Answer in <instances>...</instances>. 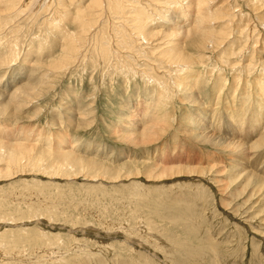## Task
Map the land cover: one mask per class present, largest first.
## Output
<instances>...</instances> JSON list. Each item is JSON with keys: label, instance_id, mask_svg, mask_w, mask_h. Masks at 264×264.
Instances as JSON below:
<instances>
[{"label": "rangeland", "instance_id": "rangeland-1", "mask_svg": "<svg viewBox=\"0 0 264 264\" xmlns=\"http://www.w3.org/2000/svg\"><path fill=\"white\" fill-rule=\"evenodd\" d=\"M130 1L129 9L139 8ZM204 1L214 8L206 22L214 40L205 48L187 41L184 53L192 59L174 60L182 71L167 69L169 55L162 58L161 49L181 42V27L197 24L202 4L142 0L148 30L157 31L152 44H137L124 26L102 20L114 46L110 59L99 61L88 48L86 61L78 55L66 71L42 66L51 82L23 101L8 96L41 74V61L60 56L56 28L72 32L77 25L70 19L48 28L58 16L47 11L52 0H46L40 20L29 19L27 10L3 27L0 44L12 41L15 53L14 63L0 69V156L14 136L22 146L34 145V154L23 170L0 157V264H264V187L232 167L236 159L251 169L264 161V96L258 93L264 88V0ZM42 3L37 0L36 12ZM75 6L77 0L67 6L69 17ZM33 47L37 53H30ZM202 109L217 118L215 132H202L207 142L195 139L191 122ZM255 109L262 111L263 128L245 123ZM240 113L244 127L233 119ZM146 123L155 126L145 137ZM61 138L68 141L58 144ZM61 149L78 161L65 160ZM254 173L264 179V171Z\"/></svg>", "mask_w": 264, "mask_h": 264}, {"label": "bare ground", "instance_id": "bare-ground-1", "mask_svg": "<svg viewBox=\"0 0 264 264\" xmlns=\"http://www.w3.org/2000/svg\"><path fill=\"white\" fill-rule=\"evenodd\" d=\"M25 0H0V34H1V32L3 33V31H2V29H3V27H5V26H7L8 24L10 25V23H16V21H19L18 20V18H20V16L19 15H21L22 14V12L23 11H29L30 13L28 14L29 16H28V18L30 19V18H33L34 20H36V21H38V20H40V16H42L41 14V9L42 10H44V11H46V9L47 8H45L46 7V0H44V3H42L43 5L39 8L38 7V9H37V12H36V10L33 8L34 7V5L36 4V2H37V0H27V3H25V4H27V6H26V9H23L22 7L25 5H21L23 2H24ZM42 1V0H41ZM137 2L138 4H140L139 5V8H137L136 6H135V8H137V9H135V8H132V9H129L130 7H132L131 5H132V2L130 1V0H90L89 2H83V4H78V3H81V0H77V6H75V10H74V13H72V17H69V12H66V10H67V6L69 7V6H72L73 4H75L76 3V0H52V2H50L51 4L49 5V3H48V5H49V7H48V9H47V11L49 10V9H51V11L53 12V13H55V15H57L58 17H56L55 19L53 18V20H51V21H47V22H49L48 24H46V26L48 25V28H52V27H54V26H56L57 24L59 25V23H61L62 21H69L70 19L71 20H73L72 21V23H75L76 25H77V29H75V30H72V32H68L67 30V32H65V30L64 29H61L60 27H58V28H56V30H58V31H54V32H58V36H56V38H57V42L58 43H60V48L62 49L61 50V52H60V56L58 57V58H56V59H54L53 60V58L52 59H49V60H46V64L45 65H43L42 63V61L40 62V65H38L39 66V68L40 69H42V72H41V74H37V76L36 77H32L31 79H32V81H30V82H28V83H22V84H20V86L17 88V89H15L13 92H11L10 93V95L8 96V95H6V96H8L9 98H17V99H19L20 101H23L24 100V97H28L29 98V94H31L32 92L34 93V92H37V89L42 85V84H44L47 80H48V82H51L49 79H50V77H47L46 78V76H45V74L43 73L44 71H46L47 69H43L42 68V66H47V68H53V70L54 69H56L57 71H58V68H60L59 70H61V69H64L65 71H66V69H68L69 68V65L72 63V62H76L77 61V59L78 58H80V56L82 57V61H84L86 58H87V56L88 55H86L87 53V49L89 48V49H93L94 51H93V54H95V57L99 60V61H108L109 59H110V57L112 56L111 55V50H112V48L110 49V47H112L113 45L110 43V45H112V46H109V42H110V39L106 36V34H105V28L104 27H107V26H104L103 25V22H102V20L103 21H107L108 19H111V21H112V23L115 25V26H117L118 28H122V26H124L125 27V31H126V33H127V35H129L130 36V38H131V40L132 41H136L137 42V44H141V42H142V39L144 40V42L145 43H147V41L150 43V41H151V43L150 44H152V42L155 40V35L157 36V34H155V33H157V31L155 32V31H153V30H148L149 29V22H147L146 20H147V16H146V13H145V10H144V8H143V4L145 3H142V0H134L133 1V4H134V2ZM144 1V0H143ZM216 1V0H215ZM225 1V0H224ZM255 0H253V2H254ZM151 2V1H150ZM166 2V1H165ZM250 2H252L251 0H250ZM41 3V2H40ZM148 3V2H147ZM164 3V2H163ZM198 3H200V4H202L201 5V9H200V11H202V12H204V14L203 15H201L200 17H199V21H196V23L198 24L199 22H200V24L199 25H193L192 24V26L190 25V26H188V27H190V28H182L181 27V30H182V32L180 33L181 34V36H183V38H182V40H181V42H177L176 44L175 43H173V44H175L174 46L173 45H171L169 42H166L165 43V48H163V49H161V50H163L164 51V53H163V56H162V58L163 57H165V56H167V55H169L168 57H167V60H165L166 62H167V64L169 65L168 66V70L169 69H174L173 67H177V70L176 71H178V69H182V65L183 64H185V63H182V62H187L188 60H190V58H191V56L189 57V55H187V54H185L184 53V51H185V49H186V43H187V41H188V43L190 42V46H195L196 45V47H199V48H202V47H206V43H207V41L209 42V41H211V40H214L213 39V37L212 38H210V36H211V29H210V27H209V24H207L206 22L207 21H211V20H213L214 18H213V15H212V9H214V8H212V9H210V5L209 6H207L209 3H207L206 1H204V0H198ZM136 4V3H135ZM134 4V5H135ZM137 4V5H138ZM148 4H150V3H148ZM196 4H197V2H196ZM133 5V6H134ZM157 5V4H156ZM183 5V4H182ZM263 5V4H262ZM37 6V5H36ZM194 7V6H193ZM36 8V7H35ZM62 8V9H61ZM218 8H220V7H218ZM260 8V7H259ZM73 9V8H72ZM134 9V11H132ZM131 10V11H130ZM149 10V9H148ZM197 10V9H196ZM198 10H199V8H198ZM44 11H42V12H44ZM182 11V10H181ZM72 12H73V10H72ZM261 12V11H260ZM46 13V12H45ZM48 13V12H47ZM50 13V12H49ZM130 13H132L133 15L131 16L130 15ZM177 13H180L179 11L177 12ZM167 14V13H166ZM199 14H201L200 12H199ZM54 15V14H53ZM180 15H182V12H181V14ZM19 16V17H18ZM124 16H127V17H124ZM264 16V15H263ZM44 17V16H43ZM49 17V16H48ZM147 17V18H146ZM113 18H115V20H113ZM119 18H124V19H122V21H120V23H118V21H116L117 19L119 20ZM262 18V17H261ZM217 19V18H216ZM263 19V18H262ZM16 20V21H15ZM44 20V19H43ZM149 20V19H148ZM219 20V19H218ZM101 21V23H100V25H99V22ZM150 21V20H149ZM54 22H57V23H55L54 24ZM63 22V23H64ZM70 22V21H69ZM121 22H122V24L123 25H121ZM131 22H132V24H131ZM62 23V24H63ZM105 23V22H104ZM151 23V22H150ZM38 24V23H37ZM107 24V23H106ZM152 24V23H151ZM177 24V23H176ZM230 24V23H229ZM7 26V27H10V26ZM111 25V24H110ZM183 25V24H182ZM45 26V27H46ZM114 26V27H115ZM148 26V27H147ZM176 26V25H175ZM62 27V26H61ZM41 28V27H40ZM62 28H64V27H62ZM9 29V28H8ZM19 29V28H18ZM52 29H55V28H52ZM108 29H109V27H108ZM114 29V28H113ZM113 29H112V31H113ZM151 29V28H150ZM156 29V28H155ZM180 29V28H179ZM17 30V29H16ZM63 30V31H62ZM123 30V29H122ZM8 31V30H7ZM10 31H11V29H10ZM49 31V30H48ZM108 31V30H107ZM125 31H123V32H125ZM12 32V31H11ZM10 32V33H11ZM14 32V31H13ZM50 32V31H49ZM78 32V33H77ZM109 32V31H108ZM111 32V31H110ZM218 32V31H217ZM9 33V32H8ZM7 33V34H8ZM17 33V32H16ZM112 33V32H111ZM115 33V32H114ZM126 33H125V36H126ZM159 33V32H158ZM60 34V35H59ZM116 34H117V32H116ZM168 34V33H167ZM170 34V33H169ZM174 34V33H173ZM219 34V33H218ZM220 34H222V32H220ZM224 34H225V36L227 37V35H228V33L225 31L224 32ZM232 34V33H231ZM230 34V35H231ZM118 35H119V33H118ZM123 35H124V33H123ZM15 36H17V34L15 35ZM15 36H14V39L16 40V38H15ZM40 36V35H39ZM224 36V37H225ZM179 37H180V35H179ZM46 38V37H45ZM48 38V37H47ZM120 38H123L122 36L120 37ZM124 38H126V37H124ZM129 38V39H130ZM210 38V39H209ZM229 38V37H228ZM227 38V39H228ZM1 39V38H0ZM11 39V38H10ZM127 39V38H126ZM209 39V40H208ZM119 40V39H118ZM141 40V41H140ZM160 40V39H159ZM163 40V39H162ZM6 41V40H5ZM87 41H89L90 43H87ZM138 41H140V42H138ZM170 41V40H169ZM0 42H1V40H0ZM12 42V41H11ZM11 42H6V43H1L0 44V69H3V68H5L6 66H8L9 67V65H11L12 63H14L13 61H14V59H12V58H14V49H15V47L13 48L12 46H11V44H9V43H11ZM112 42V41H111ZM116 42V41H115ZM119 42V41H118ZM165 42V41H164ZM176 42V41H175ZM226 42V41H225ZM41 43V42H40ZM121 43L123 44H125L126 43V45H127V43H129V42H126L125 40H122L121 41ZM121 43H120V45H121ZM134 43V42H133ZM45 44V43H44ZM91 44V45H90ZM116 44V43H115ZM119 44V43H118ZM131 44H132V42H131ZM143 44V43H142ZM223 44V43H222ZM13 45V44H12ZM38 45V44H37ZM188 45V44H187ZM136 46V45H135ZM140 46V45H139ZM154 46H156V47H162V45H159V44H157V45H154ZM36 47V46H35ZM35 47H33V48H30V53H33V52H35V53H37L38 51V49L36 50V48ZM114 47V46H113ZM115 47H118V46H115ZM129 47H130V44H129ZM132 47V46H131ZM143 47V45L141 46V48ZM204 47V48H205ZM230 47V46H229ZM42 48H44V47H42ZM124 48V47H123ZM144 48V47H143ZM115 49V48H114ZM113 49V50H114ZM119 49V48H118ZM118 49H115V52H116V50L118 51ZM140 49V48H139ZM189 49V48H188ZM141 50V49H140ZM226 50V49H225ZM16 51V50H15ZM133 51V50H132ZM132 51H131V53H132ZM26 52V51H25ZM39 52L41 53V51L39 50ZM50 52V51H49ZM112 52H114V51H112ZM134 52V51H133ZM29 53V52H28ZM129 53V52H128ZM130 53V54H131ZM41 54H43V53H41ZM89 54V53H88ZM31 55V54H30ZM37 55V54H36ZM79 55V57L77 58V56ZM133 55V54H132ZM33 56V55H32ZM47 56V55H46ZM115 56V55H114ZM135 56V55H134ZM48 57H51V55L50 54H48ZM116 57V56H115ZM12 59V61H10V63L8 62V64H5L6 62V59ZM137 58V57H136ZM81 59V58H80ZM192 59V58H191ZM160 60H161V58H160ZM174 60H179V62L178 63H182V65L180 66V65H178V64H174ZM194 60V59H193ZM8 61V60H7ZM28 61V60H27ZM86 61V60H85ZM38 62V63H39ZM192 62H194V61H192ZM190 63V62H189ZM4 64H5V66H4ZM167 64H166V67H167ZM187 65H188V63H187ZM31 66V65H30ZM164 66V65H163ZM173 66V67H172ZM38 68V69H39ZM191 68V67H190ZM189 68V69H190ZM152 69H155V68H152ZM195 69V68H194ZM183 70H185V69H183ZM48 71V70H47ZM170 71V70H169ZM182 71V70H181ZM191 71V70H190ZM60 72H62V71H60ZM160 72V71H159ZM158 72V70H157V73H159ZM165 71H163L162 73H164ZM187 72V71H186ZM47 73H49V72H47ZM167 73V72H166ZM211 73V72H210ZM34 74V73H33ZM145 74H147V76H149L148 78H150L151 77V79L152 78H154L155 79V76L154 75H150L149 73H148V71H146L145 72ZM200 74V73H199ZM194 75H195V72H194ZM178 76V75H177ZM193 76V75H192ZM196 76V75H195ZM167 77V76H166ZM171 77V76H170ZM157 79V78H156ZM164 79V78H163ZM183 78H181V80H182ZM186 79V78H185ZM193 79V78H192ZM27 80H30V79H27ZM52 80V79H51ZM165 80V79H164ZM171 80H172V78H171ZM197 80V79H196ZM185 81V80H184ZM160 82V81H159ZM158 82V83H159ZM163 82H166V81H163ZM162 82V83H163ZM170 82V81H169ZM168 82V83H169ZM182 83V82H181ZM219 83V82H218ZM166 84V83H165ZM171 84V83H170ZM173 84H175V83H173ZM198 84V83H197ZM262 84V83H261ZM167 85V84H166ZM175 85H177V83L175 84ZM179 85V84H178ZM264 85V84H263ZM169 87L171 86V85H168ZM180 86H182V84L180 85ZM194 86V85H193ZM47 87V86H46ZM45 87V88H46ZM189 87V86H188ZM261 87V86H260ZM176 88V87H175ZM168 88H166V90H167ZM194 89H195V87H194ZM197 89V88H196ZM181 90H183L182 88H181ZM160 91H163V93H164V90H160ZM159 91V92H160ZM170 91V90H169ZM168 91V92H169ZM176 91V90H175ZM190 91H192V90H190ZM194 91V90H193ZM197 91V90H196ZM264 88L260 91V92H258V93H260L261 95H263L264 96ZM184 92V91H183ZM246 92V91H245ZM262 92H263V94H262ZM2 93V92H1ZM161 93V92H160ZM179 93V92H178ZM257 93V94H258ZM166 94H167V91H166ZM196 94V93H195ZM162 95V94H161ZM165 95V94H164ZM163 95V96H164ZM169 95V94H168ZM173 96H174V94H172ZM188 95V94H187ZM199 95V94H198ZM167 96V95H166ZM5 97V96H4ZM31 97V96H30ZM34 97V96H33ZM162 97V96H161ZM167 97H170V95L169 96H167ZM183 97V96H182ZM244 97V96H243ZM63 98V97H62ZM160 98V97H159ZM163 98V97H162ZM165 98V97H164ZM234 98H236V97H234ZM260 98V97H259ZM258 98V99H259ZM2 99V98H1ZM25 99H27V98H25ZM145 99V98H144ZM176 99V98H175ZM184 100H185V97L183 98ZM243 99V98H242ZM13 100V99H12ZM144 101V100H143ZM152 101V100H151ZM154 101V100H153ZM162 101V100H161ZM167 101V100H166ZM165 101V102H166ZM187 101V100H186ZM130 102V101H129ZM140 102V101H139ZM158 102V101H157ZM163 102V101H162ZM185 102V101H184ZM154 103V102H153ZM161 103V102H160ZM195 104V106L194 107H198L201 103L199 102V101H197V100H195V102H194ZM132 104V103H131ZM149 105H150V103H148ZM166 104V103H165ZM262 104V103H261ZM162 105V104H161ZM164 105V104H163ZM169 105V104H168ZM212 105V104H211ZM234 105V104H233ZM258 105V104H257ZM256 105V106H257ZM154 106V105H153ZM236 106V105H235ZM255 106V105H254ZM123 107H125V105L123 106ZM133 107V106H132ZM161 106H159V108H160ZM164 106H162V108H163ZM193 107V108H194ZM201 107V106H200ZM149 108H150V106H149ZM157 108V107H156ZM165 109H166V107H165ZM168 109V108H167ZM166 109V110H167ZM201 109V108H200ZM215 109H217V108H215ZM243 109V108H242ZM72 110V109H71ZM194 110V109H193ZM238 110V109H237ZM244 110V109H243ZM255 110H257V109H255ZM264 110V109H263ZM198 111V110H197ZM240 111V110H239ZM88 112H90V111H88ZM94 112V111H93ZM128 112V111H127ZM157 112V111H156ZM159 112V111H158ZM243 112V111H242ZM92 113V112H91ZM149 113V112H148ZM150 113H151V111H150ZM165 113H168L167 111L166 112H164V114ZM244 113V112H243ZM262 111H260L259 109L257 110V112H256V114L254 115V116H251V119L249 120V121H245V123L246 124H249L250 125V127H253L257 122L258 123H260V125L262 124V122H261V116H262ZM196 114H197V116H195V117H197L196 119H194V120H192L191 122H192V124H193V127H196V130H195V133H194V137H195V139L196 140H198V141H206L207 142V138L205 137L206 135V133L204 134V133H202V132H209V131H214V129H213V125H217V123L216 122H214V120L216 121L217 120V118H213L214 117V112L211 114L209 111H205V110H199V112H196ZM87 115V114H86ZM89 115V114H88ZM143 115V114H142ZM148 115V114H147ZM212 115H213V117H212ZM260 115V117H259V119H257L256 117H258ZM161 116H163V115H161ZM194 117V118H195ZM227 117V116H226ZM245 117V116H244ZM70 118V117H69ZM137 118V117H136ZM153 118V117H152ZM159 118H160V116H159ZM158 118V120L160 121L161 119H159ZM225 118V117H224ZM142 119V118H141ZM164 119V117L162 118V120ZM233 119H234V122L236 123V124H238V125H240V123L242 122V126L244 125L243 124V121H244V118H243V115L240 113V114H236V115H233ZM167 119L165 118V120H163V122L164 121H166ZM247 120V119H246ZM156 121V118H155V120H154V122ZM169 121V120H168ZM168 121H166V126H168L167 124H169V122ZM224 121V120H223ZM226 121H227V119H226ZM251 121V122H250ZM130 122V121H129ZM142 122V121H141ZM151 122V121H150ZM153 123V122H152ZM156 123L157 124H160V123H158V121H156ZM140 124V123H139ZM162 124V123H161ZM160 124V125H161ZM192 124L190 125V126H192ZM245 124V125H246ZM164 125H165V123H164ZM154 126L155 125H153L152 126V124L150 125V124H148L147 125V123L145 124V126L143 125L141 128L142 129H144V131L142 132L143 133V135L146 137L147 136V133L148 132H151L153 129H154ZM163 126V125H162ZM189 126V125H188ZM161 127V126H160ZM170 127V126H169ZM244 127V126H243ZM262 128H263V124H262V126H261ZM165 128H167V127H165ZM235 128V127H234ZM246 128V127H245ZM142 129H140V132H141V130ZM164 129V128H163ZM166 130V129H165ZM169 130V129H168ZM215 132V131H214ZM225 132H227V131H225ZM263 132H264V130H263ZM262 132V133H263ZM141 133V134H142ZM168 133V132H167ZM192 133V132H191ZM213 134V133H212ZM217 134V133H216ZM232 134V133H231ZM19 135V134H18ZM187 135V134H186ZM188 135H189V133H188ZM192 135V134H191ZM205 135V136H204ZM215 135V134H214ZM218 135V134H217ZM228 135H229V133H228ZM232 135H234V134H232ZM193 136V135H192ZM262 136V135H261ZM28 137V136H27ZM227 137V136H226ZM263 137V136H262ZM192 138V137H191ZM215 138V137H214ZM261 138V137H260ZM218 139V138H217ZM217 139H213V138H210L209 137V140H212V142L214 141V140H217ZM262 140H260L261 142H264V137L263 138H261ZM32 140V139H31ZM226 140V139H225ZM30 141V140H29ZM66 141H68V138H66V139H63V138H61V140H59V143L58 144H64V142H66ZM260 141H258L257 140V142L259 143ZM21 142V141H20ZM19 142V139H15V136L13 137V138H11L10 139V142H8V143H4L5 145H7L6 146V152H5V150H4V155H2V156H0L4 161H6L9 165H10V167L13 169V168H20V167H22V170H23V166H24V164H25V161L27 160V159H29V161H30V158L31 159H33L30 155L31 154H34L33 153V146H31V145H29V146H22L21 145V143ZM216 142V141H215ZM229 142H231V141H229ZM256 142V141H255ZM209 143H210V141H209ZM223 143L224 144H231V143H226V141H224L223 140ZM232 143L233 144H240V142H238V141H232ZM244 143H245V141H244ZM243 143V144H244ZM30 144V143H29ZM214 144H216V143H214ZM213 144V145H214ZM220 144V143H219ZM236 145V146H238L239 147V145ZM242 144V143H241ZM27 145V144H26ZM221 145V144H220ZM1 146H4V145H1ZM215 146V145H214ZM216 146H217V144H216ZM215 146V147H216ZM240 146H242V145H240ZM5 147V146H4ZM36 147V146H35ZM221 147V146H220ZM230 147V146H229ZM237 147V148H238ZM3 148V147H2ZM32 148V149H31ZM217 148V147H216ZM219 148V147H218ZM226 148H227V146H226ZM230 148H232V147H230ZM235 148V147H234ZM35 149H37V147L35 148ZM223 149V148H222ZM225 149V148H224ZM228 150H229V148H227ZM47 150V149H46ZM36 151V150H35ZM43 151V150H42ZM48 151H50V150H48ZM218 151H220V150H218ZM234 151V153H235V150H233ZM232 151V152H233ZM239 151H242V150H239ZM1 152V151H0ZM46 152V151H45ZM44 152V153H45ZM58 153H61V155H62V153L63 152H65V154H63V155H67L66 156V159L65 160H69V159H74V158H71V154L68 152V151H65V150H63L62 151V149L61 150H58L57 151ZM243 152V151H242ZM251 152V151H250ZM264 152V151H263ZM262 152V153H263ZM6 153V154H5ZM41 153V152H40ZM46 153H48V152H46ZM239 153V152H238ZM237 153V154H238ZM245 153V152H244ZM244 153H242V154H244ZM253 153V152H252ZM247 154V153H246ZM260 154V153H259ZM37 155V154H36ZM41 155V154H40ZM47 155V154H46ZM51 155V154H50ZM239 155V154H238ZM73 156V155H72ZM53 157V156H52ZM75 157V156H74ZM237 157V156H236ZM239 157V156H238ZM76 158V157H75ZM258 158V157H257ZM36 159V158H35ZM49 160V159H48ZM47 160V161H48ZM70 161V162H73V161ZM75 160V159H74ZM77 161H78V159H76ZM75 160V161H76ZM82 160H84L85 161V159H82ZM74 161V162H75ZM79 161H80V159H79ZM86 161H88V160H86ZM85 161V162H86ZM251 161V160H250ZM28 162V161H27ZM37 162V161H36ZM64 162V161H63ZM69 162V161H68ZM67 162V163H68ZM73 162V163H74ZM81 162V161H80ZM241 161L239 160H233L232 161V167H233V171H237V170H240V171H242V174L243 175H246V176H249V177H251L252 175L253 176H255V177H257L258 178V182L260 181V184L262 185L261 187H264V179H262V178H259L258 177V175L256 174V173H254L255 171H260V170H262V171H264V161H263V163L260 165V166H258L255 162H254V164H256V165H253V169H251L250 167H249V165L245 168L244 166H245V163L242 161L241 163H240ZM252 162V161H251ZM33 163V162H32ZM45 163V162H44ZM53 163V162H52ZM75 163H78V162H75ZM88 163H90L89 161H88ZM100 163V162H99ZM111 163V162H110ZM235 163V164H234ZM237 163H240V164H237ZM250 163V162H249ZM71 164V163H70ZM85 164V163H84ZM95 164V163H94ZM234 164V165H233ZM31 165V164H30ZM29 165V166H30ZM52 165V164H51ZM66 165V164H65ZM89 165V164H88ZM35 166H36V164H35ZM53 166V165H52ZM63 166H64V164H63ZM104 166V165H103ZM73 167H75V166H73ZM78 167V166H77ZM76 167V168H77ZM102 167V166H101ZM174 167V166H173ZM178 167V166H177ZM175 168V167H174ZM10 169V168H9ZM21 169V168H20ZM19 169V170H20ZM30 169V168H29ZM61 169H62V167H61ZM14 170V169H13ZM18 170V171H19ZM170 170V169H169ZM17 171V172H18ZM176 171H178V169L176 170ZM175 171V172H176ZM174 172V173H175ZM232 172V171H231ZM166 173V172H165ZM171 173L173 174V172H172V169H171ZM60 174V173H59ZM241 174V175H242ZM260 174V173H259ZM157 176V175H156ZM155 176V177H156ZM162 177V176H161ZM243 177V176H242ZM254 178V177H253ZM157 179V178H156ZM159 180H160V178H159ZM158 180V181H159ZM256 180V179H255ZM254 183V182H253ZM252 183V185L251 186H253L254 184H256L257 182L255 181V183L253 184ZM259 187V186H258ZM257 188V187H256ZM255 191H257V193H259L258 192V188H257V190H255ZM261 191V190H260ZM262 192V191H261ZM260 192V193H261Z\"/></svg>", "mask_w": 264, "mask_h": 264}]
</instances>
